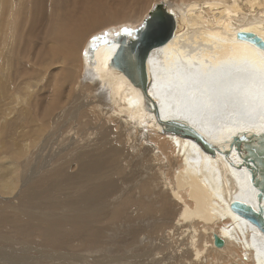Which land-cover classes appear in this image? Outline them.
Here are the masks:
<instances>
[{
    "label": "bare ground",
    "instance_id": "1",
    "mask_svg": "<svg viewBox=\"0 0 264 264\" xmlns=\"http://www.w3.org/2000/svg\"><path fill=\"white\" fill-rule=\"evenodd\" d=\"M154 1L157 0H148V7ZM146 2L31 0L28 5L23 3L24 10H30L28 34L35 41L47 18L49 24L44 27V36L51 38V43L61 31L69 37L47 47L52 60L56 50L71 58L70 69H60L56 78L54 97H58V86L69 83L73 74L79 73L86 79L83 81L82 78L78 87L84 85L86 90L96 92L98 98L90 106L83 107L93 126L88 133L76 130L80 141L74 138L70 146L61 145L63 136L55 132L69 129L75 114L65 111L49 122L48 117L56 110L53 104L42 118H35V123L46 130L35 135L38 140L34 150L35 167L27 172L19 169L23 164H20L21 160L27 158L24 151L7 158L6 164L13 168L0 174V264H79L88 253L74 256L77 259L66 256L64 253H67L71 238L82 236L80 245L88 246L86 252L94 248L97 250L93 253H100L104 230L97 233V225L107 222L110 228L113 223H118L120 225L114 228L116 233L128 231V227L119 222L120 208L114 210L111 219L101 223L106 216L103 213L105 202L115 191L112 190L113 183L103 186L101 177L109 181L121 177L132 160L138 159L133 152L137 148L150 149L153 154L149 160L151 164L163 166V177L168 169L172 171V179L164 178L160 186L155 185L171 198L163 201L165 210L172 205L179 207L172 218V226L167 227L163 236L168 249L175 244L171 242V245V239L177 240L179 248L175 255L169 252L161 259L150 260L152 264H162L166 260L177 262L188 249H194L196 253L193 257L192 253L188 256L189 264L195 261L216 264L204 257L206 249H196L198 237L203 236L211 241L217 254L228 252L226 260L236 258L241 264H264V234L231 208L234 202L240 201L253 205L256 210L262 206L264 211V201L259 202V192L254 186L258 180L264 181V176L259 179L257 175L253 182V167L244 161L250 152L264 161V136H254L257 130L264 132V47L238 38L242 34H255L264 43V0H212V3L184 0L164 7L165 15L172 17L165 20L171 35L162 37L149 50L145 62V81L151 83L147 99L120 68L112 66L119 45L110 38L126 33L133 41L138 24L147 21L145 12L139 16ZM48 3L60 6L55 11H59L58 17L63 16V24L48 16ZM9 4L12 6L13 2L9 0ZM202 10L210 19H204ZM132 28H135L134 32L128 33ZM96 32H104L98 37L102 39L89 42L87 37ZM72 47L79 53L73 52ZM77 56H81L86 71L80 73L75 66ZM9 62L18 63L12 58ZM86 94L88 98V92ZM152 102L156 104V110H153ZM43 104L44 101H40L39 105ZM100 114L105 117L98 125ZM64 117L67 125L59 127ZM170 122L186 125L189 133L199 141L205 139L210 152L201 149L193 139L172 130ZM146 129H151L150 133L154 134H149ZM126 134H135L140 143L128 145L127 140H123ZM150 136L166 142V154L170 159L162 150L151 148ZM235 137L242 140L241 155L237 147H231ZM87 149L97 151L89 153L92 151ZM73 164L75 172L71 170ZM260 168L263 172L264 164ZM143 175L148 173L136 174L130 185L145 192L136 196L135 201L149 211L151 206L147 204L146 196L148 191L153 193L154 190L152 192L143 181ZM16 183H20L18 192ZM127 187L120 189L122 195ZM75 189L84 192L78 201L56 200L57 194L66 196ZM7 192L10 196L15 194L12 199ZM44 204L49 206L45 208ZM24 205L28 208L25 211ZM41 207L48 212L35 214ZM158 214L152 213L157 217ZM185 227L188 228L185 232L191 234L189 238L185 236L186 243L180 236ZM214 235L225 242L224 247H215ZM100 257L93 261L100 264Z\"/></svg>",
    "mask_w": 264,
    "mask_h": 264
},
{
    "label": "rangeland",
    "instance_id": "2",
    "mask_svg": "<svg viewBox=\"0 0 264 264\" xmlns=\"http://www.w3.org/2000/svg\"><path fill=\"white\" fill-rule=\"evenodd\" d=\"M5 1L7 2L6 7H4ZM5 1L0 0V174L2 171H7V170L10 171V169L13 168L12 165L6 164L7 158L11 159L13 155H17L22 151L25 152L27 158L23 159L25 161L21 160L20 164H22V162L23 164L22 166L20 165L19 169L21 171L23 170L22 172L25 171L27 172L32 167H35V161H33L35 160L34 150H35V142L38 141L35 139L36 138L35 135H39L42 132V130H44L35 123V118H39V119L42 118L43 114L47 113L51 105L55 104L56 110L48 117L49 122H52L54 119H56L57 116H59L61 113L65 111L66 112L71 111L75 114L73 121L71 122V127H68L69 129L66 130L59 129L57 130V132H55L56 134L57 133L62 134L63 138L61 140V145L63 147L66 146L68 147L73 143L74 138L80 141L79 136L75 133L77 132L76 130L79 131L84 130L87 133L91 131V127L93 126V121L90 120L88 116H86L85 112L83 111V107H85V105L90 106L93 103V101H96L98 98L96 92L92 90H86L84 88V85L78 87L77 83H79L82 80V78L83 81L86 79L85 76H82L79 73H77V75L73 74L72 80L69 83H63V85L58 86L57 91L60 94L57 93L58 97L56 96L54 97L53 90H55L54 84L56 82V78L58 77V74L61 71L60 69H64V68L70 69L71 58L68 56V54L65 56V54H63L61 51L56 50L54 53L55 59L52 60L51 59L52 55L50 51L47 49V47L48 45L56 42L59 39H63V38L69 39L67 33L65 31H61L55 37V40L51 43V38H47L44 36V27L49 24L47 18L45 19L43 26L39 29L38 31L39 37L35 41V38L31 37V35L28 34V29L31 24L30 10L28 8L24 10V6H23V3L28 5L31 0H10L11 2H13L12 6L9 4V0H5ZM179 1L182 2L184 0H157L154 1L150 5V7H148V0H147L142 10L140 11L139 16H141L142 13L145 12L146 16L144 19L146 20L150 17L152 11H154L157 7L160 6H163L165 8L166 6L170 7L169 5L171 2L176 4ZM198 1L199 0H196V2ZM207 1L209 3H212V0H207ZM226 1L227 0H217V2H226ZM55 8H60V6L50 3L47 4L48 16L51 15L52 20L57 21L59 24H63L64 23L63 16L58 17L57 14L59 11H55ZM196 11L197 10H194V12ZM202 11L204 14V19H210V17L207 15V12L205 10ZM206 21L203 22L205 23ZM144 24H145L144 22H141L140 24H138L136 29L132 28V30H128L127 32L133 33L134 29L136 32ZM130 27L131 26H129V28ZM96 33H92L87 37V39H90L89 42H92L96 38L98 39V37L101 35L100 33L104 34V32H100L97 35ZM94 35L96 36L93 37ZM79 43L81 44V42ZM72 50L73 52H76V54L79 53V50L76 48H73ZM10 58L17 60L18 61L17 65L11 64L9 62ZM46 64H49V67ZM74 64L75 66L78 67L80 73L86 71L85 64L84 61L81 59V56H77L75 58ZM89 77L91 78L90 75ZM86 92H88V98ZM40 101H44V104L39 105ZM48 104H50V106ZM67 108H71L72 110ZM66 117L63 118V121L59 127H61L64 124L67 125ZM104 117L105 116H103L102 114L99 115V120L97 121L98 125H100L103 122ZM109 121H111L110 118ZM105 122L107 123V119H105ZM48 124L46 125V128L49 127ZM146 130L149 131V134H151L150 133L151 129L149 130L146 129ZM150 137L152 138V140L149 141L151 143V148L154 147L156 148V150L159 149L162 150V152L165 154V157L167 159H170V157L166 154V149H167L166 142L161 139L156 140L155 137L153 136ZM123 140L124 141L127 140L128 145L131 144L132 142L135 144L139 141L140 143V138H138L135 134L131 136H128V134H126L123 136ZM87 150L92 151L89 153H93L94 151H97L92 149H87ZM29 151L34 153L31 154V152L29 153ZM133 152L138 155V159L132 160V164L129 165V167L127 166V170L123 173L121 177L115 179L114 181H109L108 179L101 177L103 186L113 183L114 189L112 190H115L114 193L110 195L105 202V205L103 207V213L106 216H104L101 219V223L111 219L110 216L113 214L114 210L116 208H120L122 214L121 216H119L120 217L119 222L123 223L126 227H128V231H119L118 233H116L114 228L115 226L120 225L118 223L116 225L115 223H113L114 225L110 226V228L108 227L109 225L106 224L107 222L101 225H97L98 228L97 233H100V230H104L102 235L103 239L100 247V253L98 252L93 253L94 250H97L94 248L92 249L91 252H86L88 246L80 245L82 236L71 238L69 240V247H67L66 250L67 253H64L66 254V256L72 259H77L74 256L80 253L85 252V254L88 253L89 255V256L86 255V257L81 259L79 264H85V263L94 264L95 262L93 261V258L95 259L96 257H100V256H101L100 264H102V262H104L105 264H152L150 260L152 259L155 260L156 258L161 259L167 255L166 253L169 252L175 255L177 249L179 248L178 247L179 245L176 244L177 240H173V239L170 240V243L173 242L177 245V246L175 244L172 245L173 243H171L172 247H169L171 250L168 249V244L165 243L164 241L165 230L169 229L167 227L172 226L171 225L173 220L172 218L175 215H177L179 207H175L174 205H172L167 207V210H165L163 206V201H165L167 197L169 199L171 198L168 194H164V192L161 193L160 191L162 189L159 188L157 189L156 187V185L160 186L164 178L167 180L172 179V171H169L168 169L165 173V177H163L161 175L162 173H164L163 166L151 164L149 160V158H151L153 154L150 151V149L137 148L134 149ZM69 154L72 155L73 153H69ZM31 163L34 164V166H32ZM74 167L75 165L73 164V166L71 167L72 168L71 170L73 172L76 171V168ZM145 171L148 173V175L147 176L143 175V179H144L143 181L146 182L150 190L152 189V192L154 190L153 193H151V191H148V194L146 196L147 198L146 202L148 201L147 204L151 206V209L149 211L144 210L143 209L144 207H142L140 204L137 203V201H135L136 196H138L141 193L145 194V192L136 187H131L130 185L132 184L130 183L131 179L136 174ZM16 184H17L16 191L18 192L19 190L18 188H20V183L19 185L18 183ZM128 185L130 186L127 187ZM124 186H126L127 188L125 189V194L122 195L121 194L122 191H120V189ZM7 194H9V192H7ZM83 194L84 192H79L75 189L66 196H63L60 193L57 194L58 197L56 200L61 202H66V201L74 202V201H78L80 196ZM14 195L15 194H12L10 196L9 194L8 196L11 197L12 199ZM126 204H128L127 207ZM43 206L46 208L49 205L44 204ZM23 209L25 211L28 208L24 205ZM46 212L48 211H46L45 209L42 210L41 207L40 210H36L35 214L37 215L39 213L44 214ZM153 212L159 213L160 215L158 214L159 215L158 217L156 215H152ZM55 216H59V214H55ZM111 227H112V231H111ZM187 229H188L187 227L182 228L183 233L180 235L182 240L183 239L185 240V243L187 237L189 238V236L191 235V234L188 235L187 231H186L187 233L185 232V230ZM179 231L182 232L181 230ZM111 234L114 236H112ZM108 237H112V238H108ZM198 238L200 239L199 241H196V246L198 248L196 247L195 248L199 249L200 251L206 249V253L204 255L206 259H210L216 264H241L239 260H237L236 258H233L231 260H226L228 252L217 254V252L212 248L213 245H211L212 244L211 241L207 237L203 236V238L201 237ZM188 242H190V240ZM166 247L167 249L165 250ZM180 250H182V248ZM188 250L185 251V255L177 259V262L176 260L171 262L170 261L168 262V260H166L162 264H168V263L189 264L187 262L188 256L192 253V257H193V255H195L196 253L194 249L191 250L192 252L190 250L189 252ZM38 253H44V252H38ZM36 256H40V255H34V257ZM102 257L104 260L102 259ZM184 260L186 262H184ZM199 260L200 262H202L201 261L202 258H199ZM197 263L200 264L197 261H195L194 264Z\"/></svg>",
    "mask_w": 264,
    "mask_h": 264
},
{
    "label": "water",
    "instance_id": "3",
    "mask_svg": "<svg viewBox=\"0 0 264 264\" xmlns=\"http://www.w3.org/2000/svg\"><path fill=\"white\" fill-rule=\"evenodd\" d=\"M165 8L163 6L157 7L152 11L150 17L147 19L142 28L137 30L135 39L130 41V37L126 33H121L115 38L110 37L114 40V43H117L118 49L114 57V64L112 66L120 68L123 73L129 77L132 83L139 89L142 90L144 97L149 98V91L151 83L145 81L146 71H145V62L148 57L149 50L151 46H154V43H157L158 40H161L162 37H168L171 35L169 25L166 23V19L170 20L172 17L167 13L165 15ZM110 38H107L109 40ZM238 38L250 41L251 43L264 47V43L258 37L253 34H242L238 35ZM102 39L100 37L98 40ZM153 110H156V104L152 102ZM170 127L175 132L179 131L184 136L193 139L196 144H198L201 149L204 151L210 152L206 144L205 139L199 141L196 136L191 135L188 131L186 125L181 126L178 123L170 122ZM181 128V130L179 129ZM257 134L254 136H264L263 131H256ZM177 134V133H176ZM201 138V137H200ZM205 145H202V142ZM242 140L239 137H235L232 141L231 147H237L241 155ZM247 166L253 167V172H251V180L254 182L259 176V179L264 176V171L261 172L260 166L264 164V161L259 155H256L252 152L248 153L244 158ZM254 186L258 189V200L261 203L264 201V181L261 179L255 182ZM232 210L245 219L247 222L258 228L264 234V211L263 207L259 206V209L256 210L253 205H248L240 201H236L232 204ZM214 245L217 248H222L225 245V242L217 235H214Z\"/></svg>",
    "mask_w": 264,
    "mask_h": 264
},
{
    "label": "trees",
    "instance_id": "4",
    "mask_svg": "<svg viewBox=\"0 0 264 264\" xmlns=\"http://www.w3.org/2000/svg\"><path fill=\"white\" fill-rule=\"evenodd\" d=\"M183 133H184V131H182ZM182 132H181V134H182ZM202 145H205L203 142H200Z\"/></svg>",
    "mask_w": 264,
    "mask_h": 264
},
{
    "label": "clouds",
    "instance_id": "5",
    "mask_svg": "<svg viewBox=\"0 0 264 264\" xmlns=\"http://www.w3.org/2000/svg\"><path fill=\"white\" fill-rule=\"evenodd\" d=\"M180 135H182V134H180ZM198 145V144H197ZM199 146V145H198ZM200 147V146H199ZM201 148V147H200Z\"/></svg>",
    "mask_w": 264,
    "mask_h": 264
}]
</instances>
